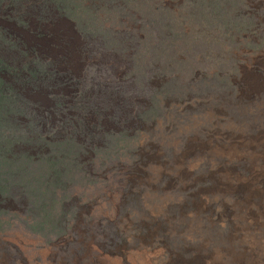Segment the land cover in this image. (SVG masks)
I'll return each instance as SVG.
<instances>
[{
    "label": "rangeland",
    "instance_id": "rangeland-1",
    "mask_svg": "<svg viewBox=\"0 0 264 264\" xmlns=\"http://www.w3.org/2000/svg\"><path fill=\"white\" fill-rule=\"evenodd\" d=\"M29 1L0 0V264H264V0Z\"/></svg>",
    "mask_w": 264,
    "mask_h": 264
},
{
    "label": "trees",
    "instance_id": "trees-1",
    "mask_svg": "<svg viewBox=\"0 0 264 264\" xmlns=\"http://www.w3.org/2000/svg\"><path fill=\"white\" fill-rule=\"evenodd\" d=\"M38 1H41V0H30L29 2H30V5L28 4H25V3H23V5H25V6H27V13L25 14L26 16H29V17H36V16H39V15H41V16H45V14L46 13H44L43 12V7H45V4L43 5H39L38 4ZM48 9H49V7H48ZM6 12V10L4 11V13ZM38 45H34V51L35 52H37V50H38ZM4 54H6V55H8V54H10V56L11 57H14V54H13V52H3V55ZM4 71H6L5 69H4Z\"/></svg>",
    "mask_w": 264,
    "mask_h": 264
}]
</instances>
